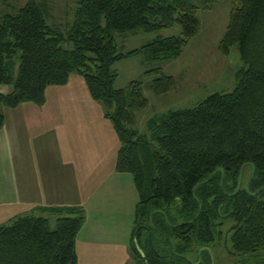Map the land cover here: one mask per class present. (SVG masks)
Listing matches in <instances>:
<instances>
[{"label":"trees","instance_id":"trees-1","mask_svg":"<svg viewBox=\"0 0 264 264\" xmlns=\"http://www.w3.org/2000/svg\"><path fill=\"white\" fill-rule=\"evenodd\" d=\"M13 1L19 0L0 3ZM26 1L18 13L0 18V86L12 88L0 94V131L5 125L2 109L42 107L48 87L64 86L78 75L92 100L114 109L106 118L122 143L116 172L131 175L139 195L132 238L136 262L188 264L177 254L189 252L190 243L212 242L210 232L225 221L233 223L229 251L234 256L264 250V0H78L66 37L48 25L45 2ZM221 1H231L233 8L219 49L227 55L238 44L246 66L236 88L210 96L191 110L152 119L148 134L140 135L133 127L134 111L149 105L143 83L132 82L127 91L115 89L118 76L112 66L135 56L147 64L178 60L200 32V9L211 10ZM176 24L179 36L159 37L127 53H119L114 41L116 33H159ZM67 41L71 50L62 46ZM18 54L14 80L12 61ZM145 76L152 79L150 89L158 96L177 86L160 68ZM251 165L255 174L249 191L246 183L235 196H228L236 191L243 167V176L247 170L250 177ZM219 169L224 170L223 182ZM197 200L202 210L193 221ZM68 215L53 225L45 218L25 217L0 227V264H79L76 238L85 216L76 210ZM183 223L187 224L178 226Z\"/></svg>","mask_w":264,"mask_h":264},{"label":"crops","instance_id":"crops-1","mask_svg":"<svg viewBox=\"0 0 264 264\" xmlns=\"http://www.w3.org/2000/svg\"><path fill=\"white\" fill-rule=\"evenodd\" d=\"M11 90L0 86V94ZM1 112L0 227L25 217L53 225L80 211L79 264H115L118 252L125 262L140 264L132 254L139 195L133 177L116 172L122 143L106 105L92 100L83 78L72 75L66 85L48 87L42 107Z\"/></svg>","mask_w":264,"mask_h":264},{"label":"rangeland","instance_id":"rangeland-1","mask_svg":"<svg viewBox=\"0 0 264 264\" xmlns=\"http://www.w3.org/2000/svg\"><path fill=\"white\" fill-rule=\"evenodd\" d=\"M36 1H43L48 5L51 12V19L49 18L47 21L48 25L66 37L75 20L78 0ZM26 3V0L0 3V18L3 14L18 13ZM232 8L233 3L231 1H221L216 3L211 10L200 9L198 14L201 25L200 32L189 43L178 60L147 64L141 56H135L119 61L112 66V70L118 76L114 85L115 89L127 91L132 82L139 81L143 83V96L149 105L143 110L134 111L135 124L133 127L140 135L148 134L147 125L152 119L164 117L171 112L191 110L210 96L216 94L227 95L234 91L239 82L238 76L246 67L240 59L239 45H234L227 55L222 54L219 49L220 43L226 34ZM102 26L105 27L104 20ZM180 32V27L176 24L172 29L159 33L147 34L143 31L116 33L114 34V41L119 53H127L140 49L159 37L179 36ZM62 46L66 50L73 48L72 43L68 41L64 42ZM19 65L18 54L12 61L14 80L17 78ZM156 68H160L165 75L173 77L176 81V88L166 95H156L150 89L152 79L145 76L147 71ZM113 112V108L106 106V113ZM248 177L249 171L246 170L243 176L242 188H245ZM13 223L9 226H12ZM232 225L233 223L225 221L223 226L217 228L222 240L217 249L218 253L213 252L214 263L264 264V250L241 257L234 256L226 251L224 246L228 249L231 247L232 231L230 229ZM119 241L121 242L122 238H119ZM190 250L193 253L197 250V246L193 245ZM187 259L192 261L195 256L188 254ZM115 264L131 263L125 262L123 255L118 252L115 256Z\"/></svg>","mask_w":264,"mask_h":264},{"label":"flooded vegetation","instance_id":"flooded-vegetation-1","mask_svg":"<svg viewBox=\"0 0 264 264\" xmlns=\"http://www.w3.org/2000/svg\"><path fill=\"white\" fill-rule=\"evenodd\" d=\"M241 188H242V186H241ZM210 233H211L210 239H212V242L203 243L202 246L198 245L197 243H193V244L190 243L191 247L193 245L197 246V250L196 251H194L192 253V250L189 249V252L185 251L184 254H177V255L180 258H183L185 260V262L188 263V264H215L214 263V254H213V252L216 251V253H218L217 249H218L219 245L221 244L222 238L220 236L219 231H217V230L214 231V232H210ZM224 247H225L226 251L229 254H232L229 251L228 247L227 248H226V246H224ZM188 254L194 255L195 259H193L192 261L188 260L187 259V255Z\"/></svg>","mask_w":264,"mask_h":264},{"label":"water","instance_id":"water-1","mask_svg":"<svg viewBox=\"0 0 264 264\" xmlns=\"http://www.w3.org/2000/svg\"><path fill=\"white\" fill-rule=\"evenodd\" d=\"M250 167L252 168V170H251V174H250V177H249V179H248V182H247V187H246L247 191H249L250 184H251V182H252V180H253V177H254V174H255V167H254L253 165H251ZM244 168H245V167H243V168L241 169L240 176H239L238 183H237L236 191H235L233 194H231V195L229 194V196H235V195L240 191L241 186H242V182H243V171H244ZM219 172H221V175H222V180H221V182H223V180H224V175H225V174H224V170H223V169H219ZM215 174H216V173H215ZM210 179H211V177H209L207 180H205V181L199 183V184L197 185V187L201 186L202 184H205V183L209 182ZM197 187H196V188H197ZM263 189H264V188H263ZM263 189H261V190L255 192V193H252V195H253V196H257V195H258ZM197 201H198V203H199V210H198V212H197V214H196V217L194 218L193 221H195V220L198 218V216H199V214H200V212H201V210H202V204H201V202H200L199 200H197ZM158 212H159L160 214H162V215L164 216L165 220L167 221V223H169L166 214L163 213V212H161V211H158ZM153 215H154V213L152 214V216H153ZM152 216H151V226H152ZM186 224H187V223H183V224H180V225H178V226L186 225ZM178 226H177V227H178ZM148 231L150 232V229H148ZM170 242H171V245H172V248H173V243H172L171 240H170Z\"/></svg>","mask_w":264,"mask_h":264}]
</instances>
